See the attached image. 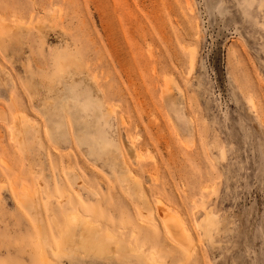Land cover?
I'll list each match as a JSON object with an SVG mask.
<instances>
[{"label": "rangeland", "instance_id": "rangeland-1", "mask_svg": "<svg viewBox=\"0 0 264 264\" xmlns=\"http://www.w3.org/2000/svg\"><path fill=\"white\" fill-rule=\"evenodd\" d=\"M0 264H264V0H0Z\"/></svg>", "mask_w": 264, "mask_h": 264}, {"label": "bare ground", "instance_id": "bare-ground-1", "mask_svg": "<svg viewBox=\"0 0 264 264\" xmlns=\"http://www.w3.org/2000/svg\"><path fill=\"white\" fill-rule=\"evenodd\" d=\"M160 211L161 212H158V213H161V215H162V213H164V212H162L163 209L162 210L160 209ZM165 214H167V213L165 212ZM146 216H148V215H146ZM172 218H174V217H171L170 218V221H168V222H171ZM163 219H164V217L162 218V220ZM166 219H169V217H167V218L165 217V220ZM64 220H65V225L61 229V237H62V239H69V238H71V234H72L71 231L75 228V226L77 224H80L81 223V224L85 225V227H90V222L88 221V219H80V217L76 213H72V212L67 213V215L65 216ZM175 221H177V220H175ZM172 222H173V220H172ZM172 222H171V225H167L165 227H169L170 226L169 229L171 228L172 231H174L175 233H177L178 231H180V229L177 227L178 223H174V224H177V225H174V224H172ZM167 224H169V223H167ZM171 230H169V233H172ZM180 233H182V232H178V235H181ZM171 236L173 237V239L175 238L174 240L177 239V241H178L179 238L182 237V235H181V237H179V236H177V234H176L177 237H175V234L174 233H172ZM178 242H180V241H178ZM181 242H183V241H181Z\"/></svg>", "mask_w": 264, "mask_h": 264}]
</instances>
